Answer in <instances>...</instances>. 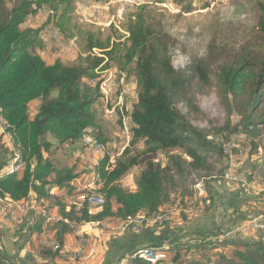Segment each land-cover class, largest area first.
I'll list each match as a JSON object with an SVG mask.
<instances>
[{"label": "trees", "instance_id": "1", "mask_svg": "<svg viewBox=\"0 0 264 264\" xmlns=\"http://www.w3.org/2000/svg\"><path fill=\"white\" fill-rule=\"evenodd\" d=\"M255 7L258 13L255 33L238 47L212 45L207 59L196 63L191 81L186 83L172 62L171 48L177 41L161 22L151 17L148 6L140 7L129 20V36L120 52L114 49L98 55L94 50L106 51L110 41L89 34L90 42L76 61L47 64L38 53L44 49L42 28H31L26 23L41 9L53 14L56 24L69 23L73 0H0V197L19 202L35 194L46 199L50 188H67L76 177L77 166L59 167L53 155L66 145L81 144L88 134L90 145L103 155L92 172L103 184L90 191V196H84L89 206L81 209V218L77 217L80 212L71 208L78 201L68 205L64 217H58L64 234L71 232L69 220L81 222L85 228L87 223L108 218L124 222L137 216L155 218L169 211L174 193H178L182 209H187L193 199V179L200 165L207 163V156L201 151L220 152L222 146L183 115L168 86L183 94L193 81L204 92H216L218 97L239 102L240 121L231 129L232 134H238L243 126L260 128L264 136V0ZM106 54L115 55L121 73L135 78L137 102L128 113L131 122L128 146L139 143L143 146L134 155L126 149L113 159L108 152L109 129L97 110L102 99L100 83L85 82L93 80L96 72L110 62ZM35 101L39 103L38 111L32 115L30 104ZM196 112L200 114L199 110ZM251 147L257 152L261 148L256 142H251ZM112 161L115 166L108 170ZM85 166L88 167V162ZM132 171L135 181L128 188L123 181ZM222 180L224 175L214 182ZM213 183L207 197L214 207ZM94 196H100L103 202L95 205ZM200 201L206 211L210 210L206 197L195 201L198 208ZM91 206H100L101 210L94 215L90 213ZM181 216L186 222V216L183 213ZM173 220L155 225L161 233L174 231L172 226L176 229L177 224L173 225ZM237 223L225 228L218 226L202 236L179 230L171 241L165 242L164 236L160 242H147L143 247L129 248L132 251L127 253H123L125 240L123 243L122 238L115 237L107 243L109 250L103 264L123 260L128 264H264V232L255 237L233 232ZM133 237L140 240L142 234L127 239ZM165 246L169 250L168 259L157 258L155 263V258L140 257V251L160 254ZM208 249L216 251L211 258L199 253ZM186 250L193 251L198 258L185 261L182 254ZM40 255L51 258L50 261L61 258L59 251L45 248ZM0 264L22 263L3 249L0 242Z\"/></svg>", "mask_w": 264, "mask_h": 264}, {"label": "rangeland", "instance_id": "2", "mask_svg": "<svg viewBox=\"0 0 264 264\" xmlns=\"http://www.w3.org/2000/svg\"><path fill=\"white\" fill-rule=\"evenodd\" d=\"M258 1L260 0H73L69 23L62 21L56 24V20L52 18L53 14L47 9H41L32 15L26 24L31 28H42L44 49L38 50V53L47 64H53L57 60L72 63L79 58L83 51L85 52L90 42L89 34H93L95 38L102 41H110V48L106 51L94 50L98 55H103L114 49L120 52L129 36L127 32L129 20L134 13L139 11L140 7L148 6L151 17L161 22L165 31L177 41L176 45L171 48L173 66L179 77L189 83L196 63L207 59L212 45L238 47L255 33L258 21L255 6ZM59 24L62 27H59ZM106 56L110 62L96 72V77L93 80H85V82L88 84L100 83L102 99L97 110L103 124L109 129L111 142L108 152L113 159V157L120 156L126 149L130 150L131 155H134L136 152L142 151L143 146L140 143L131 148L128 146L131 141V122L128 113L137 102L135 78L126 72H123L125 74L121 73L115 55L110 57L106 54ZM168 87L171 89L170 93L174 104L183 115L194 126L202 129L211 141L222 146L220 152L201 151L207 156V163L200 165L196 173L197 179H193L195 182L193 181L192 184L194 190L192 198L198 201L199 198L206 197L207 208H213L207 193L211 190V184L224 175L222 182H214L213 185L220 186L221 190L225 187V189L232 190L235 185L245 188L242 190V194L239 191L237 204L243 200V196H246L249 200L240 208H246L247 212H250L249 219L263 216L264 136L261 129L255 127L245 129L242 126L238 134H232L231 129L240 121L239 102L231 98L228 99L226 96L218 97L216 92H204L203 88L193 81L186 86L187 91L183 94L175 87ZM38 106V102L30 104L32 115L37 113ZM196 110H199L200 114ZM85 137V141L76 145L84 146L81 148L83 153L77 151L72 155L70 151L72 148L67 147L71 145H66L53 155L57 166H72L80 159L83 162L97 161L98 165L103 155L98 153L97 149L95 152L93 148L87 146L86 141L91 136L87 134ZM225 138H229L228 141L225 142ZM251 142L260 145L261 148L258 152L251 147ZM222 154L226 157H223ZM159 159H162V156ZM94 167L92 165V172H94ZM134 174L135 172L132 171L124 179L125 187L129 188L133 185ZM92 182L93 176L89 180V184ZM99 186L86 185L82 190H76L74 196H79V194L90 196V191L96 190ZM53 190V188L49 190V197L46 198L47 206H49L50 213L63 216L62 214L67 213L69 198L63 196L60 200L58 194H50ZM86 192L88 193L86 194ZM177 194L174 193L169 209H173L177 205L181 206L178 203L180 197ZM29 200V198L26 199V201ZM201 203L202 201L199 202V204ZM258 206L262 208L260 209ZM99 207L91 206L90 213L97 214L101 210ZM262 213L263 215H261ZM17 214L15 203L8 197H0V232L2 233L0 239L3 242V249L9 254H11L10 250L16 247L13 238L12 240L10 238V233L23 222ZM77 215V217H82V214ZM181 218L183 220L182 216ZM38 219L40 224L45 220V218ZM69 221L70 225H67L70 228L71 225L80 227L83 224L73 220ZM123 222L121 221L114 229H120ZM116 224L114 218H108L95 227V233L97 230L105 231L107 226ZM58 225L61 224L58 223ZM88 231L92 232L94 228L90 226ZM105 242V240L95 244L92 242L91 247H105ZM31 245L33 246L31 251L34 253L43 249L38 244L39 249L33 244ZM26 247L30 248L28 245ZM199 253L211 258L216 251L208 249ZM182 255L185 261L196 259L199 256L193 251L187 250L183 251ZM57 260L61 264H67L63 254ZM82 264H86V262L84 261Z\"/></svg>", "mask_w": 264, "mask_h": 264}, {"label": "crops", "instance_id": "3", "mask_svg": "<svg viewBox=\"0 0 264 264\" xmlns=\"http://www.w3.org/2000/svg\"><path fill=\"white\" fill-rule=\"evenodd\" d=\"M35 102H38V101H35ZM67 147L72 148V150H70L72 155L77 151L83 153L81 149L82 147H84L83 145H80V146L71 145ZM76 163L77 162L74 163V165L77 166L76 170L83 168V164L80 162V160L77 164ZM86 163L87 162H85V164ZM92 165L96 166L97 161L88 162V167H92ZM59 167H62V166H59ZM22 169L23 168L19 170V174L22 172ZM5 170H7V168ZM225 188H222L223 190H221L220 186L217 185L215 189L213 190V195L215 196V199H216L215 207L210 208V210L206 211L205 206L201 204L202 206L200 205L197 213H194L193 215L189 217V219L187 220L188 223L187 221L184 222V226L179 225V222L182 220L181 213L175 210V214L172 217V219L174 218L172 223L173 225L177 224V228L175 229L174 226H172V229H174V231H167V232L161 233V229L157 228L155 224H148L144 226L143 228H141V230L138 232L128 231L124 234L119 235L118 238L119 237L122 238L123 243H124V240L126 242L124 244L125 246H124L123 253L132 251L133 248H136L138 246L143 247L146 245L147 242L148 243H150L151 241L160 242L161 237H164V236H165L164 237L165 242L171 241L175 238V236H177V232H179V230L183 232V234H186L188 233L187 231H189L190 235L202 236V235L212 233L214 230H216L218 226L225 228L228 226L235 225L236 221L237 222L239 221V224L237 223L238 224L237 227L240 226L241 224L246 222V220H248L250 217V212L249 211L247 212L246 208H240L241 206L245 205V203L249 200V198H247L246 196H243V200L239 204H237V201H236L238 198L237 195L239 194V191L242 194V190L245 188H242L238 185H235V187L232 188V190L225 189ZM53 189L54 190L51 191L50 194L51 193L58 194V199L61 200L66 191V188L61 189V188L55 187ZM74 193L76 192H70L68 193V195H65L66 197L69 198V204L74 203L75 201L81 202L84 198L83 197L84 195L79 194V196H74L75 195ZM34 195L35 194H32L29 197V199L34 200L35 199ZM23 201H26V200H23ZM93 202L95 203V205H99L103 202V198H101L100 196H94ZM41 203L42 205L47 206L48 201L46 199H41ZM258 207L260 209L262 208L260 206ZM37 218H41L39 213L37 211H31L28 209V211L26 212V215L23 217V222L19 225L18 228L15 227L14 231L10 233V238L11 240L13 238L14 240L13 242L16 245V247L13 250H10V253L17 260H19L22 264H42V263L50 264L52 262L54 264H61L57 259H55V261H50L51 258L50 259L43 258L40 255V252L34 253L31 251V249L33 248L31 244H33L36 248H38L37 244L40 247L39 235L41 233L42 226L39 223V219L37 220ZM114 221L117 223L116 225H114V227L119 225L121 222V220H118L115 218H114ZM92 224L93 226H99L100 222L90 223L89 225L87 223L85 224V228H88L90 226L92 227ZM124 225H125V222H123V224L120 226V229H123ZM60 226L61 225H56V224L51 225L50 226L51 233L54 236H58L59 238L62 237L61 239L64 238V240L69 241L73 235L69 234L70 232H67L64 234V232L60 229ZM52 230H56V231L53 232ZM261 232H264V231L254 230L246 234V236L255 237ZM136 233L142 234V237H140V240H137V238L134 239V237L127 239V237H132ZM1 236H2V233L0 232V237ZM0 242L1 244H3L2 240H0ZM26 245H28L30 248H27ZM166 247L167 246H165V249H168V247L167 248ZM129 248H132V249H129ZM89 250H90V254L93 256L91 260L92 264H103L105 261V256L109 250V247L107 246L90 247ZM162 251H159V252H162ZM148 252H151L153 255H155V253L152 251H148ZM162 259H166V258H162ZM116 264H128V261L123 260Z\"/></svg>", "mask_w": 264, "mask_h": 264}, {"label": "built area", "instance_id": "4", "mask_svg": "<svg viewBox=\"0 0 264 264\" xmlns=\"http://www.w3.org/2000/svg\"><path fill=\"white\" fill-rule=\"evenodd\" d=\"M85 140L86 137H84L83 141ZM86 145L93 148L96 152V146L90 145V137L89 140L86 141ZM80 162L83 164V168L77 169L75 171L76 177L69 183V186L66 188L63 196L68 195V193L70 192H75L76 190H82V188L86 187V185H89V179L92 178V167H86L85 162H83L81 159ZM114 166V162L112 161L108 164V170L112 169ZM14 203L16 205V211L18 212L17 215L21 218L20 220H23V217L26 215L28 209L31 211H37L41 218H45V220H43L41 224L42 228L39 235V244L42 248L59 251L60 254H63L67 264H82V262L84 261L86 262V264H92L91 260L93 256L90 254L89 250L92 242L95 244L97 242H102L105 240L108 243L109 240L118 237L119 235L124 234L128 231L138 232L141 230V228L148 224L168 222L174 216L175 210L181 214L183 213L186 216L187 220L191 215L197 213L198 211L197 203L195 204V200L191 199L188 203L187 209H182V206L177 205L175 208L169 209V211H167L166 213L158 215L155 218H147L141 216L130 218L129 223L125 224L123 229H114V225H112L107 226L105 231L100 232L99 230H97V233H95V227L97 226H93V224L92 228H94V231L92 232H89L88 228H82V225L80 227H73L71 225V234L73 236L68 241L64 240V238L60 239L59 237H55L51 233L50 226L54 224L58 225V217L63 216L50 213L49 207L42 205L41 199L35 198L34 200L30 201H19ZM84 206H89V204L83 200L81 202H78L77 205L72 206L71 208L79 211L81 214V209ZM184 222V220H181L179 222V225L184 226ZM261 229H264V215L260 217H254L252 219L250 218L249 220L238 226L233 232H237L239 234H247L254 230L261 231ZM218 238L222 239V236ZM106 242L105 246H107ZM168 253L169 250H165L164 247V251L160 252V254L146 256H155V263H157V258L168 259Z\"/></svg>", "mask_w": 264, "mask_h": 264}, {"label": "bare ground", "instance_id": "5", "mask_svg": "<svg viewBox=\"0 0 264 264\" xmlns=\"http://www.w3.org/2000/svg\"><path fill=\"white\" fill-rule=\"evenodd\" d=\"M101 179L98 175L93 176V182L89 184L90 187H95L96 185L101 184ZM9 201V200H8ZM12 201V200H11ZM13 202V201H12ZM4 205V203H3ZM6 206V205H5ZM7 217V216H6ZM10 219V218H9ZM43 220V219H42ZM130 221V220H129ZM129 221L125 222L126 224L129 223ZM18 225V224H17ZM151 252L148 251H140V257L148 259V260H153L155 257L154 256H146V255H153Z\"/></svg>", "mask_w": 264, "mask_h": 264}]
</instances>
